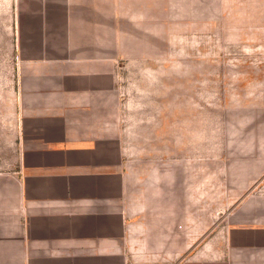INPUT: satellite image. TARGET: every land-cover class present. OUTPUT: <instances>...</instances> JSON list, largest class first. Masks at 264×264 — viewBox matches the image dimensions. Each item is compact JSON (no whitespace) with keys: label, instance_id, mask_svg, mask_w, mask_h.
<instances>
[{"label":"crops","instance_id":"1","mask_svg":"<svg viewBox=\"0 0 264 264\" xmlns=\"http://www.w3.org/2000/svg\"><path fill=\"white\" fill-rule=\"evenodd\" d=\"M201 14L0 0V264H264V178L207 195L197 127L120 123L125 86L155 87V54Z\"/></svg>","mask_w":264,"mask_h":264},{"label":"rangeland","instance_id":"2","mask_svg":"<svg viewBox=\"0 0 264 264\" xmlns=\"http://www.w3.org/2000/svg\"><path fill=\"white\" fill-rule=\"evenodd\" d=\"M177 35L155 54V87L143 74L125 86L120 123L159 133L197 127L204 193L242 194L264 178V0H202L201 17ZM207 199L212 209L229 200ZM231 206L204 222L228 220Z\"/></svg>","mask_w":264,"mask_h":264}]
</instances>
